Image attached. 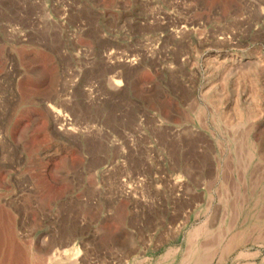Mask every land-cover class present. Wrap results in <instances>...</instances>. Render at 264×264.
Masks as SVG:
<instances>
[{
  "label": "rangeland",
  "instance_id": "obj_1",
  "mask_svg": "<svg viewBox=\"0 0 264 264\" xmlns=\"http://www.w3.org/2000/svg\"><path fill=\"white\" fill-rule=\"evenodd\" d=\"M260 145L264 0H0V242L29 264H264Z\"/></svg>",
  "mask_w": 264,
  "mask_h": 264
},
{
  "label": "bare ground",
  "instance_id": "obj_2",
  "mask_svg": "<svg viewBox=\"0 0 264 264\" xmlns=\"http://www.w3.org/2000/svg\"><path fill=\"white\" fill-rule=\"evenodd\" d=\"M263 148L264 147H261V145H260L258 147V149H256L255 151H257V154H258L260 151H262ZM194 232H196V231H194ZM13 238L14 237H11L10 240L7 243L2 242V241L0 242V244H1L0 245V264H29L28 259H27V256L25 255V253L23 252V250L17 246V244H16L17 241L15 242V240H14L15 238L14 239ZM4 240H6V239H4ZM193 240H194V238H193ZM190 244H191V242H190ZM190 248L191 247H189V249ZM198 248H199V246H198ZM204 249H206V248H204ZM183 256H185V255H183ZM188 256L189 255H187L184 259L186 260V258ZM64 258L65 257L62 256V254L55 253V254H52L51 257L48 258L46 264H58V262L60 260L62 261Z\"/></svg>",
  "mask_w": 264,
  "mask_h": 264
}]
</instances>
